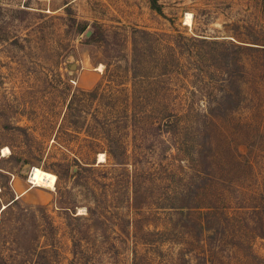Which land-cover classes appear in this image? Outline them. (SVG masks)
I'll return each instance as SVG.
<instances>
[{"label": "rangeland", "instance_id": "374dc122", "mask_svg": "<svg viewBox=\"0 0 264 264\" xmlns=\"http://www.w3.org/2000/svg\"><path fill=\"white\" fill-rule=\"evenodd\" d=\"M156 3L0 0V264H68L73 240L77 264H264V0ZM132 29L173 40L149 58L167 66L138 89L135 132L107 110ZM86 125L125 147L121 164ZM33 168L54 187L32 188Z\"/></svg>", "mask_w": 264, "mask_h": 264}, {"label": "trees", "instance_id": "16d2710c", "mask_svg": "<svg viewBox=\"0 0 264 264\" xmlns=\"http://www.w3.org/2000/svg\"><path fill=\"white\" fill-rule=\"evenodd\" d=\"M149 8L150 10L154 11L156 14L161 15L160 7L157 5L156 0H149ZM178 38H183L181 34L176 35ZM161 37H166L164 34L158 33H150L147 31L139 30V29H132L131 36H130V45H131V55L130 59L125 62V71L128 75L126 77V82L128 83L129 87H121L117 83L118 76H114L113 79L110 80L113 86H110L112 94L110 95V104L107 105V110H111L115 116H111L115 123L114 124H121L124 123L131 127L133 132H135L134 128L138 129L140 124H144L146 122V118L149 117L150 114L147 113L146 108L143 105L142 97H140V93L138 89L140 88L141 84L144 80H147L149 76L148 74H155L162 75L161 72L167 64L158 61L157 58L155 60L149 61V58L154 54H158L161 50L165 48H171L169 44L173 41L170 39L169 42L167 40L161 39ZM2 40V39H0ZM14 38L11 42H16ZM150 52V54H147ZM99 84H97L91 91H80V93L90 100L97 98V90ZM116 86V88L114 87ZM75 95H71L67 103V111H72V103ZM227 95H223L221 101L218 102V106L220 108L224 107V102L222 99H228ZM110 112V111H109ZM111 114V113H110ZM155 124L154 121H151V126ZM164 123H156V128L160 127ZM104 126L100 125V127H95L91 125H86L84 128V134L88 138L86 139L87 142L94 147L95 149H101L102 152L105 154L107 160L113 161V164H121V159L126 157V149L122 144H119L114 137H111L108 131H102L101 133L99 130H103ZM135 138V133L132 137ZM91 164L94 165V162ZM86 165V164H84ZM82 168H91V167H82ZM15 200H10L8 206L13 204ZM4 207L3 209H5ZM209 210L206 211H196L199 216H206L210 215V217H217L220 215L219 207L213 205L211 207H207ZM98 210L96 208L90 209L86 207V212L90 214H95ZM74 213V212H72ZM51 228V225L48 224ZM198 229L201 231L203 227L200 223H198ZM72 251L71 255L72 258L68 264H77L80 257L77 256V252L79 250L78 244L79 242L73 240L72 241ZM41 253L46 252V248L40 249Z\"/></svg>", "mask_w": 264, "mask_h": 264}, {"label": "bare ground", "instance_id": "6f19581e", "mask_svg": "<svg viewBox=\"0 0 264 264\" xmlns=\"http://www.w3.org/2000/svg\"><path fill=\"white\" fill-rule=\"evenodd\" d=\"M190 18L187 15L185 18V24L191 25L190 24ZM101 67H99L97 70L100 71ZM8 150L4 148V153H7ZM3 155V154H2ZM99 162L103 161V154L98 155ZM30 179L32 181V188L33 187H44V188H53L54 187V182H55V177L47 172H44L38 168H33L32 172L30 174Z\"/></svg>", "mask_w": 264, "mask_h": 264}, {"label": "crops", "instance_id": "0c3cea01", "mask_svg": "<svg viewBox=\"0 0 264 264\" xmlns=\"http://www.w3.org/2000/svg\"><path fill=\"white\" fill-rule=\"evenodd\" d=\"M95 82H96V78L92 77L91 79H89L86 76L85 77L81 76L80 80H79L80 84H85V85H89V86L93 85ZM15 198H17V196Z\"/></svg>", "mask_w": 264, "mask_h": 264}, {"label": "water", "instance_id": "95a60500", "mask_svg": "<svg viewBox=\"0 0 264 264\" xmlns=\"http://www.w3.org/2000/svg\"><path fill=\"white\" fill-rule=\"evenodd\" d=\"M88 34H89V32L87 31V32H86V35H88ZM2 207H3V206H2ZM3 208H4V207H3Z\"/></svg>", "mask_w": 264, "mask_h": 264}]
</instances>
